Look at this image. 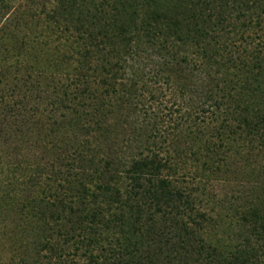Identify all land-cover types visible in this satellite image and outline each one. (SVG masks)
I'll use <instances>...</instances> for the list:
<instances>
[{"label":"trees","instance_id":"1","mask_svg":"<svg viewBox=\"0 0 264 264\" xmlns=\"http://www.w3.org/2000/svg\"><path fill=\"white\" fill-rule=\"evenodd\" d=\"M14 1L0 0V15ZM20 6L31 52L44 61L50 120L45 137L62 168L61 198L49 209L51 218L56 210L60 220L49 229L50 237L56 233L61 239L58 249L54 239L45 243V257L51 260L57 250L60 264H264V180L252 204L239 213L238 225L246 226L248 236L232 243L217 235L231 226V218L212 217L195 202L179 181L181 166L158 157L155 115L141 110L161 80H178L184 97L206 90L205 99L200 103L199 95L197 101L208 104L206 109L192 106L171 127L177 132L172 159L182 156L184 166L182 140L188 134L198 140L192 135H202L204 113L211 108L218 126L203 141L208 155L218 147L213 138L229 115H236L241 137L252 134V150L262 137L256 148H264V0H25ZM230 14L259 32L252 39V84L259 80L252 86V105L233 109L228 100L234 97V79L215 78L219 67L227 66L218 54ZM236 64L233 59L227 72ZM200 73L206 82H195ZM188 77L192 87L178 83ZM211 84L220 96H211ZM191 122L190 133L184 123ZM161 169L169 176L154 173Z\"/></svg>","mask_w":264,"mask_h":264},{"label":"rangeland","instance_id":"2","mask_svg":"<svg viewBox=\"0 0 264 264\" xmlns=\"http://www.w3.org/2000/svg\"><path fill=\"white\" fill-rule=\"evenodd\" d=\"M41 1L36 0L39 4ZM22 3L25 0H15L9 12L0 15V264H60L57 250L51 260L45 257L49 252V246L45 243L50 238L54 239L58 249L61 239L55 232L50 237L49 229H55L60 220L56 217L58 211L53 210L51 218L49 209L52 200L54 205L61 198L59 176L62 168L60 170L56 161L58 151L51 150L45 137V124L50 120L45 110L44 61L41 54L34 55L31 52L30 41H27L30 28L18 14ZM250 9L252 11V7ZM230 18L231 14L224 22V25L230 24H227L220 36L222 46L218 59L227 66L232 65L233 59L237 64L228 71L232 75L228 74L227 66H220L215 78L218 83L221 78L224 81L227 78L234 79V97L231 102L228 100L230 109H233L238 103L240 106L252 105V86L259 82L258 80L252 84V77L255 75L252 73V39L258 31L252 32V23L244 26L241 25V20ZM33 61L39 65L37 71ZM176 74L173 72L172 76L176 77ZM204 74H197L195 82L205 80ZM189 78L178 83L187 82L188 86L193 83ZM175 80L174 78L168 84L161 80L156 85L155 96L144 101V106L141 107V110L151 112V116L155 115L160 136L156 143L158 157L162 160L166 157L181 166L179 174H184L179 181L186 186V190H192L195 202L201 203L208 215L215 217L218 214L220 217L231 218V226L219 229L217 235L223 233L226 240L230 238L232 243L241 242L248 236V232L246 226L238 225L239 213L242 208H248V204H252L256 187L264 180V148H256L263 137L255 141L256 145H253L252 150V134H243L244 137H241L236 115H229L230 118L223 122L220 135L217 129V139L216 136L213 139L218 147L209 156L203 141L213 137L214 128L218 126L210 114L211 108L204 113L205 121L201 125L205 127L204 131L201 130L202 135H192L197 136L198 140H193L190 134L182 140L181 147H185L188 155L185 166L180 163L182 156H175L173 160L175 151L171 142L177 132L171 131V127L177 125L175 120L192 112V106L198 110L199 106L206 109L208 105H198L197 102L199 95L200 103L205 99L206 90H199L197 96L193 93L184 97L178 94V80ZM260 81V88L264 89V78ZM212 89L211 96L220 94L217 87L213 86ZM184 125L188 126L186 131H194L192 122ZM162 138L165 140H161ZM146 153L143 150L142 155ZM154 173L164 177L169 176L170 172L161 169L160 172L154 170ZM207 234L209 239V230Z\"/></svg>","mask_w":264,"mask_h":264}]
</instances>
